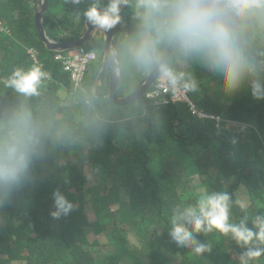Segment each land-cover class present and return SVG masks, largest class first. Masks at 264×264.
<instances>
[{
	"label": "trees",
	"instance_id": "1",
	"mask_svg": "<svg viewBox=\"0 0 264 264\" xmlns=\"http://www.w3.org/2000/svg\"><path fill=\"white\" fill-rule=\"evenodd\" d=\"M58 3L75 10L84 22L83 13L92 4L101 9L108 6V0H80L78 5L71 0H48L44 25L47 35L59 43L80 38L86 23L83 29L77 24L71 29L66 25L69 17L63 20L50 11ZM131 3L136 0H129L126 8ZM38 4L39 0H0V116L25 104L52 132L42 158L34 164L37 173L0 207V264H240L236 256L245 249L230 236L218 231L197 234L211 251L196 255L170 239L169 219L175 204L186 206L198 199L196 176L207 192L230 194L232 222L247 215L251 227V219L264 212V100L254 99L247 86L229 94L221 78L202 62L173 56L189 69L187 79L195 82L190 96L196 109L219 117L220 122L199 117L185 102L151 106L147 111L137 108L130 114L137 115L134 120L142 124L140 131L111 121L97 130L85 153L84 144L57 138L42 114L46 91L73 83L43 41ZM126 8L121 13H127ZM62 28L67 34L58 36ZM103 44V39L95 38L86 46L93 50ZM30 48L39 51L52 79L42 81L38 96L26 98L10 88L6 97L3 80L16 67L27 69L35 64ZM250 51L258 61H264V31L251 35ZM99 66L93 65L90 80ZM135 77V73L125 76L123 83L134 82ZM101 87L107 95L109 86ZM107 103L114 102L102 96L101 113L120 118ZM77 106L85 107L83 103ZM51 111L62 114L54 106ZM70 156L79 159L75 162ZM87 164L92 178L85 172ZM57 189L77 207L67 216L53 218L52 193ZM235 201L247 208L241 209ZM90 234H105L106 246L92 244ZM253 264H264V256Z\"/></svg>",
	"mask_w": 264,
	"mask_h": 264
},
{
	"label": "clouds",
	"instance_id": "2",
	"mask_svg": "<svg viewBox=\"0 0 264 264\" xmlns=\"http://www.w3.org/2000/svg\"><path fill=\"white\" fill-rule=\"evenodd\" d=\"M71 2L78 5L80 0ZM128 4L129 0H108V6L102 9L97 3L92 4L83 13L87 25L82 36L89 30V21L93 26L94 37L90 35L85 44L76 48L51 50L55 52V61L70 75L73 84L86 85L93 75V65L99 63L95 78H104L106 85L111 87L106 97L116 105L120 104L111 96L112 84L118 83L117 99L126 98L121 85L123 77L132 73L136 74L134 91L146 78L154 80L152 86L137 99L144 102L145 111L151 106L176 104L182 101L165 102L170 94L157 92L153 97L148 96L156 91V85L162 77L173 85L185 83L184 87L194 92L195 82L183 79V74L177 73L171 66L172 58L176 59L173 57L176 56L186 61L197 59L202 62L221 78L225 92L235 94L247 86L254 99L264 100V61H258L250 51L251 35L264 31V0H136L135 17L121 13L122 5ZM124 26L130 29L129 36ZM106 36L107 40L110 37L112 39L109 52L106 50ZM95 38L103 39V46L93 50L87 48L86 44ZM81 49L91 55V60L84 78L77 81L72 71L66 69L65 62ZM28 52L35 64L27 69L16 67L3 80L6 97L11 93L10 88L26 98L38 96L42 81L52 79L44 69L39 51L30 48ZM106 52L108 55L103 59ZM59 55L62 58H57ZM185 68L186 77H189V69ZM51 136V129L25 104L0 116V207L37 173L33 171L34 164L42 158L45 141ZM205 190L199 195L197 192L198 199L194 204L173 206L168 229L170 239L178 246L190 248L196 255H202L211 251V247L201 242L197 234L207 235L218 231L230 236L245 249L240 254V264H253L264 256V212L257 213L251 219V227L248 226L247 215L238 223L232 222L233 201L230 194L226 191ZM52 196L53 209L50 215L53 218L67 216L77 207L59 189ZM235 203L241 209L247 208V204L241 201Z\"/></svg>",
	"mask_w": 264,
	"mask_h": 264
},
{
	"label": "rangeland",
	"instance_id": "3",
	"mask_svg": "<svg viewBox=\"0 0 264 264\" xmlns=\"http://www.w3.org/2000/svg\"><path fill=\"white\" fill-rule=\"evenodd\" d=\"M64 5V8H62L61 4L58 3L56 7H51L50 11L53 14H57V17L63 20L69 17L70 19L67 20L66 25L70 26L71 29H75L74 24H77L78 28L83 29L86 22H84L80 15L75 13V10L68 8L65 3ZM124 8H126V6L122 5V9ZM135 11V3H131L128 8H126V12L134 17ZM124 29H126L127 36H129L131 34L130 29L127 26H124ZM64 34H67V32L65 31V28H62L58 36H63ZM90 35L93 38L94 32L91 31ZM105 40H107V36L105 37ZM107 55L108 53L106 52L103 59L106 58ZM171 66L177 73L183 74V79L187 78L186 68L178 60L172 58ZM102 85H106L104 78L96 77L93 80L88 79L86 85L74 83L67 88H55V86H53L46 91L43 100L44 108L42 114L48 122V125L55 129L57 138H63L65 141L71 140L84 144L85 153L91 148L97 130L111 121L116 123L118 127L128 126L124 128H129L135 131H140L142 129V124H136V121L134 120L137 115L130 114L132 111L137 110V108H143L145 106L140 101H137V99L133 101V104L126 102L121 103L120 105H116L115 103L106 104V106L113 112L115 110L119 112L120 118L115 119L113 117H107L101 113V97L106 96L104 88L101 87ZM121 88L123 89L122 93L125 94V97H129L134 92V83L131 80L126 81L122 83ZM110 91L111 87H109V92ZM104 102L106 103V101ZM78 103H83L85 106L84 109L77 106ZM51 106L61 110L62 114L53 113L51 111ZM69 158L73 159L75 162L79 159L77 156H70ZM85 172L90 178H92V170L89 164L85 166ZM194 185L197 189L198 195L206 192L200 177H194ZM90 215L93 219L95 218L94 213H90ZM130 239L133 242H136V239L132 235H130ZM89 240L92 244H99L102 248L107 244V237L105 234H90ZM236 258L239 259L238 256H236ZM13 264L20 263L16 262Z\"/></svg>",
	"mask_w": 264,
	"mask_h": 264
},
{
	"label": "built area",
	"instance_id": "4",
	"mask_svg": "<svg viewBox=\"0 0 264 264\" xmlns=\"http://www.w3.org/2000/svg\"><path fill=\"white\" fill-rule=\"evenodd\" d=\"M1 24V23H0ZM57 58H62L61 55L57 56ZM91 60V55L85 52L84 49L78 51L74 56H70L66 59V69L72 71L73 77L75 80L80 81L84 78L87 65ZM185 83L177 82L175 85L171 84L164 77L160 79L158 84L156 85V91L151 92L148 96L153 97L157 92H161L163 94H170V98L165 100V102L170 101H182L191 106V109L194 113H196L199 117H211L216 118L218 122H220V118L208 115L202 111H198L196 109L195 104L193 103L190 97V88L184 87Z\"/></svg>",
	"mask_w": 264,
	"mask_h": 264
},
{
	"label": "water",
	"instance_id": "5",
	"mask_svg": "<svg viewBox=\"0 0 264 264\" xmlns=\"http://www.w3.org/2000/svg\"><path fill=\"white\" fill-rule=\"evenodd\" d=\"M48 9V0H39V9L37 10V22H38V26L40 29V32L42 34V37L47 45V47L50 50H54V51H66L72 48H76L79 47L83 44H85L87 42V40L90 37V32L93 30V26L91 25V23L88 21V27L89 30L87 31V33L80 37L79 39L73 41V42H69V43H57L54 42L53 40H51L46 33V29L45 26L43 24V20L45 17V13ZM112 45V39L111 37L107 40L106 43V50L109 52L110 48ZM170 52V50H169ZM154 80L148 79L146 78V80H144V82L133 92L132 95H130L129 97L123 98L118 100L117 99V95H118V83L116 85L112 84V97L116 99V103L121 104V103H131L133 102L135 99H138L139 97H141L143 95V93L146 91V89H148L149 87L152 86Z\"/></svg>",
	"mask_w": 264,
	"mask_h": 264
},
{
	"label": "flooded vegetation",
	"instance_id": "6",
	"mask_svg": "<svg viewBox=\"0 0 264 264\" xmlns=\"http://www.w3.org/2000/svg\"><path fill=\"white\" fill-rule=\"evenodd\" d=\"M65 43H68V42H65Z\"/></svg>",
	"mask_w": 264,
	"mask_h": 264
}]
</instances>
